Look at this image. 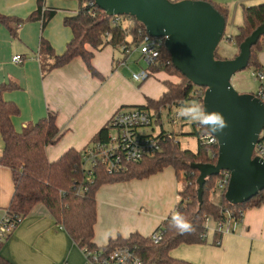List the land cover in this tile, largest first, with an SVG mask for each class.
Here are the masks:
<instances>
[{
    "label": "crops",
    "instance_id": "crops-1",
    "mask_svg": "<svg viewBox=\"0 0 264 264\" xmlns=\"http://www.w3.org/2000/svg\"><path fill=\"white\" fill-rule=\"evenodd\" d=\"M209 1L239 2L241 7L264 2ZM42 2L44 10L55 11L45 25L41 19L22 23L13 21L11 26L16 30L13 35L0 23V84L10 79L20 84V89L5 93V98L16 102L21 111L13 118L16 130L22 131L28 123L36 122L48 113L56 114L61 136L46 148L49 160L55 161L69 148L81 150L89 145L121 108L145 105L148 98L158 99L166 91V86H157L146 80L143 87L136 89L130 75L145 68L136 46L127 52L111 45L95 51L92 63L101 76H94L81 57L43 74L39 57L41 39L44 37L57 54H62L73 37L64 18L77 12L79 2ZM38 5L39 0H0V12L25 19L37 10ZM233 49L235 57L240 47ZM16 55H21V61L13 60ZM258 62L264 70V50L259 52ZM159 73L164 75L162 82L179 80L177 76ZM174 106L177 105H171L173 109ZM168 109L162 108V114ZM3 146L0 136V156ZM179 181L176 170L167 166L145 178L102 185L96 194L98 217L94 242L102 246L118 235L128 237L138 232L150 236L155 233L173 213L180 199ZM13 192L11 170L0 164V221L10 205ZM54 224L46 205L36 204L28 215L22 217L9 238L1 243L0 254L12 264H21L17 258L19 252L26 256L27 262L23 264H86L80 248ZM213 239L214 235L206 243L180 244L170 251V255L192 264H242L243 254L251 249L252 253L259 254L261 264H264V203L246 209L235 233L223 236L220 245L212 244Z\"/></svg>",
    "mask_w": 264,
    "mask_h": 264
},
{
    "label": "trees",
    "instance_id": "trees-1",
    "mask_svg": "<svg viewBox=\"0 0 264 264\" xmlns=\"http://www.w3.org/2000/svg\"><path fill=\"white\" fill-rule=\"evenodd\" d=\"M42 1L39 0L37 10L25 19L10 17L0 12V23L8 27L13 35L16 33L11 26L13 21L22 23L41 19L45 25L55 11L44 10ZM78 2L77 12L64 18V24L70 27L73 33L66 50L62 54H57L44 37L41 39L39 57L43 74L68 64L76 57H81L94 76H101L92 63L95 51L111 45L115 48H123L127 52L139 43V30L146 31L145 26L134 16L122 15V20L115 22V17L107 15L98 7L95 0H78ZM209 2L227 20L229 7L217 2ZM242 16L243 23L238 27L235 37L239 47L260 25L264 24V2L251 6L243 5ZM263 50L264 35L260 36L257 43L251 47L248 66L262 68L258 62V54ZM160 53L151 71L165 72L177 76L179 80L164 81L166 91L158 99L148 98L145 105L134 107L154 110L158 113L156 122L162 125L160 109L174 104L179 106L191 98L196 99L203 108V94L198 95L196 93L198 87L174 66L171 53L164 43ZM215 55L216 58L221 59L217 55V50ZM17 89H20V84L14 79L0 84V136L4 144L0 164L9 167L12 174L14 192L7 211L13 218L24 217L36 204L43 203L50 211L55 224L63 229L79 248L87 246L109 251L120 245H136L143 264H192L172 257L170 251L180 244L206 243L208 241L206 216L216 221L224 218L226 208L246 210L264 203L263 190L249 201L233 205L225 198L226 189L222 190L220 201L215 202L212 193L216 188L218 177L216 175L206 179L203 203L199 207L197 179L200 171L193 165L215 163L219 145L218 143L201 144L199 136L208 131L196 123L193 133L198 138L196 150L182 148L175 132L163 130L159 134L160 151L145 156L138 162L128 163L124 168L113 173H109L103 164H99L94 169L92 176H88L82 168V153L91 144L107 140L111 131L110 122L85 148L81 150L69 148L57 160L51 161L47 156L46 148L61 136L60 128L56 123V114L48 113L38 121L28 123L22 131L16 130L13 118L21 111L16 102L5 98V93ZM203 91H205L204 87ZM167 166H172L176 170L178 178L183 179L185 185L179 190L180 199L173 213L159 228L164 232L162 240L155 243L151 235L144 236L134 232L128 237L118 235L110 238L106 245H97L94 242V229L98 217L96 194L99 188L104 184L145 178ZM176 213L192 225V231L181 234L172 226L171 217ZM220 237L218 232H214L212 244H216ZM0 264H12V262L0 254Z\"/></svg>",
    "mask_w": 264,
    "mask_h": 264
},
{
    "label": "water",
    "instance_id": "water-1",
    "mask_svg": "<svg viewBox=\"0 0 264 264\" xmlns=\"http://www.w3.org/2000/svg\"><path fill=\"white\" fill-rule=\"evenodd\" d=\"M109 16L130 15L142 23L153 37L164 44L174 66L195 86L204 87L203 109L221 113L228 127L212 133L218 139L215 163H195L199 207L204 184L222 170L231 172L225 198L233 205L243 204L264 190V159L254 155L264 128V103L255 93H239L233 75L246 69L251 47L264 35L260 25L240 45L232 59L216 58L226 18L207 0H95Z\"/></svg>",
    "mask_w": 264,
    "mask_h": 264
},
{
    "label": "built area",
    "instance_id": "built-area-1",
    "mask_svg": "<svg viewBox=\"0 0 264 264\" xmlns=\"http://www.w3.org/2000/svg\"><path fill=\"white\" fill-rule=\"evenodd\" d=\"M114 21L122 20V15H115ZM19 26V24H18ZM140 37L136 49L141 54V59L145 63V68L139 72L132 74L134 80L143 82L151 76V67H153L159 57L160 48L165 41V38H156L151 36L147 31L139 30ZM130 51V50H128ZM21 55L13 57L14 61H21ZM122 65L125 62L121 63ZM251 75L254 80L260 83L258 91L255 93L264 103V70L262 68H252ZM196 93L203 94V87L197 86ZM168 109L169 119L174 123L175 118L179 117L178 111H175L171 106ZM162 114V109H160ZM158 113L152 109L144 107H132L117 111L110 120L111 130L107 140L96 142L88 146L82 153V168L92 176L94 169L103 164L106 166L109 173L119 171L126 164L138 162L145 156L154 155L161 150V137L159 135L147 134L143 130L153 124ZM201 144L218 143V139L212 133L201 134L199 136ZM254 155L264 159V128L259 135V141L255 146ZM231 172L222 170L216 180V187L227 189L230 181ZM245 210L242 208L224 210V218L213 220L205 217V225L209 230V223H214V232H218L221 237L217 239L216 244L220 245L222 237L231 233H235L237 225L242 221ZM22 217L13 218L8 211L4 214L0 221V245L3 243L16 225L21 221ZM163 230L159 229L151 235L152 240L158 243L163 238ZM86 264H143L136 245H120L116 248L105 251L104 249H93L87 246L80 248ZM62 264V263H56Z\"/></svg>",
    "mask_w": 264,
    "mask_h": 264
},
{
    "label": "rangeland",
    "instance_id": "rangeland-1",
    "mask_svg": "<svg viewBox=\"0 0 264 264\" xmlns=\"http://www.w3.org/2000/svg\"><path fill=\"white\" fill-rule=\"evenodd\" d=\"M260 1L262 0H259L258 2ZM220 4L227 5L229 7V16H228L227 26L225 29V37L222 39V41L218 45L217 55L221 59H232L234 58L233 48L238 47L235 41V37L238 33V27L243 23L242 7L239 2H232L228 4L226 2H220ZM236 7L238 8L236 9ZM141 63L144 66L145 63L144 62H141ZM251 71H252V67L248 66L246 69L240 70L233 75L231 82L234 88L239 93H250V92L256 93L257 90L259 89L260 83L254 80V78L251 75ZM132 74L130 75L131 77H132ZM162 77H164V75L159 72H156V73L151 72V76L149 79H147V81H150L151 83H155V85L157 86L163 87L164 82L161 81ZM132 82L135 84L136 89H140L141 87H143L142 85L145 84L146 81L139 82V81L133 80L132 78ZM193 102L198 103L201 106V104L196 99L191 98V99L186 100L184 104H181L179 106H174V110L179 111L181 106L189 105V104H192ZM129 108H132V106L123 107L121 108V110L129 109ZM168 113H169L168 110H165L163 112L162 114L163 124L162 125H160L159 123L156 122V120H154L153 125L145 128L143 132L147 134H153V135H158L159 133H161L162 129L168 132H175L177 134V139L181 142L182 148H189L191 150H196L198 138L193 134L195 131L194 123L190 121L189 119H186L181 116L175 118V122L173 123L169 119ZM111 132L114 133L115 132L114 129H112ZM184 185H185V181L183 179L180 180L179 188H182ZM221 193H222V189L218 187L214 189L212 193V197L215 202L220 201ZM208 226H209L208 238L212 239L214 235V223L211 222L209 223ZM67 237L68 239H70L68 235ZM22 257L24 258L22 259ZM17 258H18V262H21V264L27 262V260H25L26 256L22 255L20 252L17 253ZM242 260H243L242 264H261V261H260L261 259L259 257V254H257L256 252L252 253L251 249L246 250V252L243 254Z\"/></svg>",
    "mask_w": 264,
    "mask_h": 264
},
{
    "label": "clouds",
    "instance_id": "clouds-1",
    "mask_svg": "<svg viewBox=\"0 0 264 264\" xmlns=\"http://www.w3.org/2000/svg\"><path fill=\"white\" fill-rule=\"evenodd\" d=\"M178 115L198 124L202 129L207 130L209 133L222 132L226 127H228V124L221 113L205 112V110L195 102L189 105L181 106L178 111ZM170 223L181 234L193 230L192 225L178 213L172 215Z\"/></svg>",
    "mask_w": 264,
    "mask_h": 264
}]
</instances>
